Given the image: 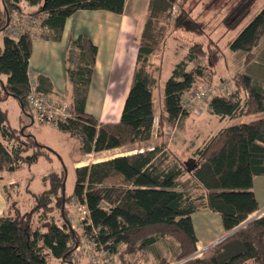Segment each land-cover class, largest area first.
Returning a JSON list of instances; mask_svg holds the SVG:
<instances>
[{"label": "trees", "instance_id": "trees-1", "mask_svg": "<svg viewBox=\"0 0 264 264\" xmlns=\"http://www.w3.org/2000/svg\"><path fill=\"white\" fill-rule=\"evenodd\" d=\"M36 8L24 11L21 0H0V31L4 33L0 47V101L12 96L21 101L28 112L26 95L30 90L28 74L32 49V22L51 31L59 39L66 19L79 9L107 10L122 13L127 0H25ZM176 0H147L132 80L122 104L118 120L99 121L85 109L87 89L94 71L96 45L86 34L68 40L70 65L66 67L72 85L71 118L58 122L61 131L78 136L82 153L99 152L127 144L149 140L155 125L175 124L188 116L183 99L215 73L220 58H209L205 66L186 69V64L203 54L202 45L191 44L185 57L177 62L162 88L159 116H155L154 87L159 76L150 72L154 50L165 37L170 21L174 29L196 34L203 32L191 8L186 9ZM247 0H239L223 17L227 29L235 27L246 15ZM27 18L19 36L6 31L12 12ZM7 16L9 18L8 23ZM162 16H164L162 18ZM27 25V27H26ZM264 34V6L229 42L232 51L245 52V63L254 61V48ZM72 50L77 58L72 60ZM211 67V68H210ZM210 68V71L206 70ZM242 89L214 91L207 99V107L219 120L240 119L249 114L264 113V85L249 73L236 76ZM208 80V81H207ZM223 81V79H219ZM35 90L48 95L49 78L36 77ZM29 113V112H28ZM220 126L193 150V157L183 160L165 156L166 145L155 144L105 160L74 168L75 183L71 194L65 196L64 170L44 176L47 190L35 194L36 205L27 212L10 202V213L0 215V264H50L53 256L63 263L73 262V250L86 242L96 253L117 257L118 264H136L133 259L158 241L170 238L175 247L172 260L157 254L151 264H264V214L248 220L259 209L254 191V179L264 176V116L248 121ZM157 121V122H156ZM158 131V129H157ZM161 133V132H160ZM158 134V132H157ZM54 150L37 141L31 134L18 131L8 122L6 109L0 106V172L14 171L23 164L35 163L39 156L47 157ZM190 175L195 196L184 189L182 178ZM4 192L7 186L3 188ZM60 191V223L45 217L38 225L33 215L46 208L50 196ZM47 197V198H44ZM76 200L86 208L87 217L80 220L81 233L73 228L64 204ZM200 208L217 213L227 237L207 248L203 255L194 256L197 249L191 214ZM243 224V225H242ZM84 240V241H83Z\"/></svg>", "mask_w": 264, "mask_h": 264}, {"label": "rangeland", "instance_id": "rangeland-1", "mask_svg": "<svg viewBox=\"0 0 264 264\" xmlns=\"http://www.w3.org/2000/svg\"><path fill=\"white\" fill-rule=\"evenodd\" d=\"M239 0H176L173 13L177 12V4L181 3L186 9L191 8L193 17L197 18L198 22L202 24L203 32L196 34L183 29H174L172 22L166 27L165 37L162 42L154 50L153 62L155 64L150 66V72L160 79V88L156 85L154 87V104L155 116L158 118L160 111V91L163 88V83L170 75L174 65L185 57L188 48L191 44L198 42L202 45L204 53L197 54V60L188 62L186 69L194 68L195 66H205L209 58L216 56L219 62L216 66L215 73L212 71L207 75V80L210 87L209 96L215 91H236L241 95L242 89H237L236 76L242 73L251 74L252 78L264 85V34L262 35L258 45L254 48L256 57L254 61L245 63V52L232 51L229 48V42L241 31V29L249 22V20L259 12L264 6V0H247V12L243 19L233 28L227 29L223 23V17L227 15L229 10L237 4ZM24 11L28 12L29 5L25 0L20 2ZM146 0H128L126 3L125 12L135 11L137 16L144 19ZM1 8V6H0ZM82 17V14L75 16V19ZM164 16H162L163 18ZM80 20V19H79ZM78 20V21H79ZM26 23L27 21H23ZM78 23V22H77ZM31 30L33 33L41 32V27L38 23H31ZM77 26V24H74ZM27 27V25H26ZM3 34L0 31V46L2 43ZM37 63L40 59L39 52L34 55ZM72 60L77 58V51L72 50ZM36 61V62H35ZM211 68V67H210ZM210 68L206 70L210 71ZM34 69V68H33ZM2 76V75H1ZM4 77V76H2ZM219 79H223L220 81ZM207 83V82H206ZM227 84V85H225ZM113 85V82L111 83ZM225 85V86H224ZM114 88V87H113ZM110 92V88L102 90L101 88L92 87L91 97L89 102V112L96 116L102 122H114L118 120L123 97L112 98L109 102L102 103V95ZM120 96V95H119ZM162 96V93H161ZM69 97V96H68ZM65 96L63 100L69 102L70 97ZM108 94L106 99L108 98ZM198 101L189 109L188 116L182 118L175 124H164L163 128L157 123L154 128L153 137L144 143L138 142L134 144H127L121 147L102 150L99 152H91L82 157L80 150V139L78 136L71 135L65 131L52 128V125L37 123L31 121V118L25 114L19 102L13 98L8 97L1 103L3 108L7 109L8 122L18 131L31 134L37 141L41 142L46 147L54 150L47 157L39 156L37 161L31 165L23 164L19 169L14 171H2L0 175L3 176L5 184L0 186L1 195L6 201L5 195L9 194L10 202L19 207L21 211L27 212L36 205L35 194L42 193L47 190L48 181L45 183L44 176L51 172H60L66 170L64 173V190L65 196L73 191L75 183L74 161L77 166L89 164L91 162L105 160L114 156L135 152L140 148L153 146L155 144L166 145L165 156L174 158L173 153L183 160L193 157V150L197 148L210 135L214 134L220 126L230 125L241 121H248L257 117L264 116L263 112L252 113L243 116L240 119H224L212 114L207 107V99ZM55 100V99H54ZM58 100V99H57ZM157 122V121H156ZM158 129V131H157ZM158 132V134H157ZM161 132V133H160ZM82 157L81 160H79ZM184 189L195 196L198 190H193L190 184V177L186 175L183 177ZM7 186L6 192L3 188ZM254 189L258 197L260 206L259 211H264V176H257L255 178ZM6 193V194H5ZM60 196V191L57 190L54 196H50L46 208H39L33 215V224L38 225L43 220L44 211L45 217L53 218L58 224L60 221L59 206L56 205L57 197ZM47 198V197H44ZM69 213L73 228L80 234L82 229L79 221L87 217L86 208L81 206L76 200L70 199L65 204ZM13 208L6 201L5 213L12 212ZM257 212L252 216L260 215ZM194 222L199 233L201 231L210 233L214 229L215 220L218 225L222 224L219 215L209 209H204L194 214ZM218 240V238L216 239ZM214 240V242L216 241ZM213 242V243H214ZM211 243V244H213ZM200 247L205 248L207 243H198ZM175 243L172 239L166 238L158 241L154 246L150 247L144 255L133 258L137 263L140 260L141 264H151L155 260L156 253L166 256L172 260V251ZM105 253H96L92 250L90 245H80L73 250L72 263H63L50 256V264H118L117 257H108ZM175 263V262H173ZM172 264V263H171Z\"/></svg>", "mask_w": 264, "mask_h": 264}, {"label": "crops", "instance_id": "crops-1", "mask_svg": "<svg viewBox=\"0 0 264 264\" xmlns=\"http://www.w3.org/2000/svg\"><path fill=\"white\" fill-rule=\"evenodd\" d=\"M28 5V11L36 8V5ZM125 9L126 5L122 13H114L107 10L79 9L66 19L62 34L57 40L53 38L51 31L46 28L41 27V32L38 33H33L31 31L32 49L28 66V74L30 79L35 82L38 74H43L47 76L51 84V89L48 92V95L56 101H63V98L65 96H69L71 101L73 99L72 85L69 82L68 76L66 74V67L70 65V62L67 59L68 40L70 37L75 38L79 34H86L97 47L94 61V71L90 85L87 89V99L85 105L86 111L89 112V102L93 98L90 94L92 87L101 88L102 90L110 88V92L108 93L107 91V94L109 96L107 99V94L102 95V103L107 104V102H109L115 96V98H125L132 80V75L135 66V59L137 54V37L140 35L143 24V18L138 17L135 11H130L126 13ZM80 13L82 14V17L80 16L79 18L75 19V16L79 15ZM74 24H77V26H75ZM2 34L4 35L3 32ZM0 47H2V43ZM37 51L39 52L40 59L37 63H33L34 60H36V57L34 55L37 54ZM1 75L2 74H0V79L4 80L5 76L2 75L4 76L2 77ZM112 82L113 85H111ZM158 88H160V83L158 85ZM161 93L162 90L160 91L159 108H161L162 102ZM8 97L12 96H7L4 100L0 101V106L1 103L5 101ZM111 102L113 103L112 100ZM98 120L100 121V119ZM49 125H52V128L54 129H58L55 124ZM150 147L151 146H147L144 149H148ZM142 149L143 148H141V150ZM81 154L82 157L85 155L84 153ZM82 157L79 160H81ZM76 161H74V168L78 167L75 163ZM3 179V176L0 175V186H3L5 184ZM204 209L208 208H200L196 210L191 214V218L193 221L195 234L198 240L197 242H202L203 244L207 243V248L211 245V243L214 242V240H216L217 238H221L227 232L224 230L222 224L218 225L217 220H215V226L212 232L206 233L204 231H201V233H199L196 228V224L194 222L193 217L196 212ZM5 212H7L6 201L4 200V197L1 195L0 191V215ZM257 212H261L260 215L264 214V211H259V209L255 213ZM85 244L86 242H83V244L81 245L83 246ZM144 254L145 253H142L141 255ZM141 263L142 262L140 260L138 261V263L136 262V264Z\"/></svg>", "mask_w": 264, "mask_h": 264}, {"label": "built area", "instance_id": "built-area-1", "mask_svg": "<svg viewBox=\"0 0 264 264\" xmlns=\"http://www.w3.org/2000/svg\"><path fill=\"white\" fill-rule=\"evenodd\" d=\"M23 21H27V18L19 17L18 13L13 10L12 18L6 29L7 33L13 37L19 36ZM209 91V84L202 83L198 89L184 97L183 106L190 109L194 103L208 98ZM25 101L29 114L32 116L33 121L37 123L57 125L58 122L65 121L73 116L70 102L53 100L49 95L35 90V83L31 79L30 90L26 95ZM205 250L206 247L203 248L197 245L194 256L203 255Z\"/></svg>", "mask_w": 264, "mask_h": 264}, {"label": "water", "instance_id": "water-1", "mask_svg": "<svg viewBox=\"0 0 264 264\" xmlns=\"http://www.w3.org/2000/svg\"><path fill=\"white\" fill-rule=\"evenodd\" d=\"M8 21H9V18H8V16H7V21H6V24L8 23ZM19 103H20V107H21V109H22V111L26 114L27 112L26 111H24V107H23V104H22V102L21 101H19ZM27 116H29L30 118H31V121H33V118H32V116L28 113L27 114ZM21 132H22V130H21ZM66 172V170H64V173ZM64 181H65V177H64V180H63V186H64ZM255 216H252L251 218H248V220L247 221H245V222H248L250 219H252V218H254ZM243 225V224H242ZM237 229V228H236ZM236 229H234L233 231H231V232H228V233H226L224 236H222L221 238H219L218 240H216L213 244H211L210 246H208L207 248H209V247H211V246H213V245H215L216 243H218L219 241H221L222 239H224L225 237H227L228 235H230V233H232V232H234ZM206 248V249H207ZM187 258H185V259H182V260H180V261H177V262H175V263H172V264H179V263H181V262H183V261H185Z\"/></svg>", "mask_w": 264, "mask_h": 264}]
</instances>
